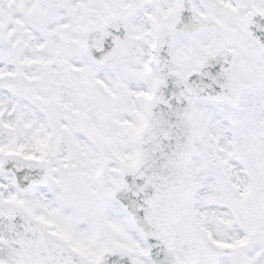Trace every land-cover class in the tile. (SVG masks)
<instances>
[{
  "label": "rangeland",
  "instance_id": "rangeland-1",
  "mask_svg": "<svg viewBox=\"0 0 264 264\" xmlns=\"http://www.w3.org/2000/svg\"><path fill=\"white\" fill-rule=\"evenodd\" d=\"M236 2L238 0H228V5L225 6L221 0H199L198 16L202 17L203 6L206 7L207 14L219 19L222 17V9L227 7L233 15H238L237 10L233 8L232 11L231 8ZM158 4L159 7L164 6L161 10V23H167L171 15L168 11L171 9L173 11L174 4L170 0H164L163 3ZM141 6L143 5L140 0H0L1 148H7L8 143L14 140L15 145L18 141L24 149L32 150L35 140L41 143L45 141L44 131L39 132L35 139L27 138L38 130L39 122L46 128L60 127L61 132L67 135L69 148H65L63 142L60 143L61 145L56 143L59 149L60 146L62 148L60 153L55 147L49 155L54 156L53 178L57 180L63 176L59 184L70 191L72 187L76 188L73 183L83 185L85 182L89 190L90 187L92 188L93 177L96 176L97 158L95 156L101 153L99 151L107 152L108 160L111 159L112 163L110 169L108 166L105 170V176L102 178L107 180L109 186L103 187V179L94 183V190L90 191L101 192L100 199L93 196L95 206L103 201V194L108 192L112 194L113 187L121 182V167L126 162L130 163L131 160L130 156L128 159L125 154L121 156V151L125 149L124 153L131 155V149L127 148H132L133 137L129 139L128 135L133 134V131L136 132L140 127V121L143 123L141 119H144V115L141 114V117L138 112L137 98L144 86V80L141 82L142 88L140 85L135 86V81L139 82V78L132 77L129 73L132 54L135 63L137 55L141 62L145 61L148 53L146 47L151 41L148 37L151 29L148 30L146 25L149 11L146 6ZM119 13L125 14L129 19L131 45L129 48L121 45L105 69L104 65L97 66L92 62L86 39L88 33L108 16ZM239 13L242 14V10ZM199 37H205V33ZM197 39L183 42L186 48L187 44L191 47L192 43L189 42H193L196 53L191 54L189 53L191 49L188 52L185 51V47H180L175 52L177 61H188L191 55H198L200 46ZM207 49L208 46L205 44L200 52L207 53ZM248 49H242L243 53L238 64L241 68L238 74L250 77L251 87L248 89L246 101L250 106L248 111L252 106L255 109H261L259 110L261 116V113H264V87H260L258 82L264 79V62L256 58L259 55H256L254 50ZM105 70H108L110 74H105ZM137 73L139 75V72ZM111 76H115L113 84L115 79L116 82L113 86L110 81L113 87H108L107 79L112 80ZM130 86L135 88L131 89ZM127 102V108L130 107V110L127 111L125 108L119 112V106L124 108ZM201 106L204 108L202 110L204 113H210L208 118L219 117V114L223 113V110L216 105L200 102L196 109ZM216 110L217 115L214 114ZM257 113L255 111V114ZM117 114L123 118V121L118 120ZM99 117L104 121H101ZM219 118L221 119L222 116ZM202 119L204 118L201 116L199 121ZM252 119L254 121L252 125L256 126L259 123L257 127H262L259 134H255V139L264 140V115L262 120L250 116V121ZM214 121L212 129L204 133L208 138L202 137L204 135L200 132L202 136L198 140L200 199L208 207H214L217 204L230 206L238 210L241 215L254 214L259 220V213L264 208V185L259 184L258 181L259 187L255 185L250 195L242 194L244 182L238 185L239 181L235 178L237 171L234 169L240 166L229 162L230 158L236 156L230 157L223 150L226 140H222L225 137L228 141L231 140V128L228 125L225 128L227 123L225 120H223V127L218 125L215 119ZM204 123L207 128L211 126L210 119ZM64 124L66 127L63 126ZM83 136L91 140L90 143L87 144ZM240 149L243 155L245 153L248 156L250 153L247 149L239 147ZM86 150L91 152L88 158L85 154ZM241 157L243 158L242 154ZM10 178L0 177L3 203L19 204L23 202L22 197L14 193L12 189L14 182ZM68 196L72 200L76 198V203L81 200L78 193ZM89 203L92 204V202ZM53 205L55 207L54 203ZM33 207L34 204H31L30 209ZM99 218H97L98 229H102L101 232L93 229L91 225L70 227L64 222L58 223L57 229L66 233L71 238L70 244L78 250L92 248L99 244H104L109 250L125 247L139 264H147L141 257L143 247L140 248V242L135 237L132 226L131 229L118 214L109 216L107 228L104 222L100 223ZM224 224L228 228L229 219L227 216L220 215L216 229L221 228L222 231L228 232ZM262 229L264 233V228ZM263 233L252 234L254 248L257 245L262 246ZM223 235L224 233L220 234L222 238ZM236 238H242V234L237 236L232 234L230 238L224 239L232 242ZM131 241L132 249L129 247L130 244L128 245ZM111 245L113 246L110 247ZM83 254L89 257L88 253ZM242 258L243 256L232 255L221 264H241ZM257 258L260 262L256 264H264V249L258 250Z\"/></svg>",
  "mask_w": 264,
  "mask_h": 264
},
{
  "label": "water",
  "instance_id": "water-1",
  "mask_svg": "<svg viewBox=\"0 0 264 264\" xmlns=\"http://www.w3.org/2000/svg\"><path fill=\"white\" fill-rule=\"evenodd\" d=\"M255 21L261 24L255 22L251 31L264 52V16H257ZM110 26L101 27L96 32L98 36H90L91 53L97 62L115 46L114 40L104 38ZM167 39H162L158 48L157 65L169 82L159 87L151 122L141 135L142 152L136 170L125 172V189L116 195L145 238L153 264H215L222 253L204 237L191 212L193 179L186 165L194 153V132L186 102L188 93L181 80L168 71ZM95 41L104 43L103 52L93 48ZM224 67L211 58L204 68L205 76L190 80L191 94L225 100L233 85L225 78ZM4 163L3 170L13 171L20 189L25 190L26 164L15 157ZM0 236V257L6 264H136L124 252L110 253L97 263H88L51 238L19 209L0 212Z\"/></svg>",
  "mask_w": 264,
  "mask_h": 264
}]
</instances>
